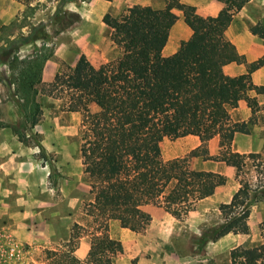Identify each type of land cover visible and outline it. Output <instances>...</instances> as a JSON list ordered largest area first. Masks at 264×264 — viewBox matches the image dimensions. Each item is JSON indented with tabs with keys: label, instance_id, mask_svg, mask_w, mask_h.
Instances as JSON below:
<instances>
[{
	"label": "trees",
	"instance_id": "obj_1",
	"mask_svg": "<svg viewBox=\"0 0 264 264\" xmlns=\"http://www.w3.org/2000/svg\"><path fill=\"white\" fill-rule=\"evenodd\" d=\"M217 15L203 18L191 5L168 0L164 9L128 8L119 19L108 22L112 37L121 39L120 57L101 70L85 61L78 74L59 71L44 83V91L56 98L67 96V110L80 118L82 172L94 194L86 205L90 221L74 223L68 239L58 248L41 251L42 264H113L116 242L107 232L117 221L132 232L140 229L142 207L152 205L182 218L203 199L211 196L227 177L219 172L191 168L188 157H206L208 141L218 137V161L244 168L252 161L254 183L241 180L228 203H221L222 221L200 234V244L216 241L228 233L248 234L250 206L264 201V161L259 153L231 150L236 132L247 133L246 123L232 122L229 109L237 107L245 90L264 93V84L254 86L245 74L227 78L222 67L245 64V58L223 35L233 15L249 0H221ZM181 11L191 30L185 44L168 56L162 55L170 28ZM250 32L264 40V25ZM45 57L37 55L12 75L15 94L31 125L39 117L35 100ZM264 64V54L246 63L251 73ZM95 103L96 111L89 105ZM251 111L256 102L247 101ZM193 135L200 144L188 156L163 160L155 145L164 138ZM257 160V161H256ZM89 237L84 259L75 255L80 238ZM264 244L230 250L231 264H263Z\"/></svg>",
	"mask_w": 264,
	"mask_h": 264
},
{
	"label": "rangeland",
	"instance_id": "obj_2",
	"mask_svg": "<svg viewBox=\"0 0 264 264\" xmlns=\"http://www.w3.org/2000/svg\"><path fill=\"white\" fill-rule=\"evenodd\" d=\"M126 12L127 4L121 0L105 5L92 0H0V138L4 139L0 148L16 155L15 160L23 166L19 171L22 181L11 178L7 182L9 193L0 204V264H42L44 248L60 247L74 223L90 221L86 205L94 194L82 172L81 115L67 110L66 95L56 98L47 94L44 83L51 82L59 71L78 74L85 61L101 70L105 63L120 57L121 41L112 37L108 22ZM247 12L264 25V0H255ZM182 24L181 16L170 28L168 47L178 37L185 39ZM79 39L82 46L76 45ZM37 55L46 59L41 83L36 85L39 119L31 125L11 80L18 62L24 65ZM46 63L49 81L42 77ZM89 108L97 110L95 103ZM256 119L254 114L250 117L249 127ZM195 143L192 137L164 138L155 145V152L163 160L186 157ZM259 154L264 161V152ZM188 163L191 168L215 170L218 152L188 157ZM251 164L248 160L244 168H235L236 175L230 179L233 190L241 180L255 182ZM219 205L215 198L199 202L182 218L145 205L137 232L110 221L107 232L116 242L113 264L214 263L207 253L209 241L204 245L199 242L205 229L222 221ZM248 222L252 231L249 229L239 248L264 244V201L250 206ZM81 244L85 245L84 254L79 256L76 250L75 255L84 259L89 237L80 238L78 248Z\"/></svg>",
	"mask_w": 264,
	"mask_h": 264
},
{
	"label": "crops",
	"instance_id": "obj_3",
	"mask_svg": "<svg viewBox=\"0 0 264 264\" xmlns=\"http://www.w3.org/2000/svg\"><path fill=\"white\" fill-rule=\"evenodd\" d=\"M101 1V4L112 3L113 0H92ZM124 4H127L128 8H139L144 10H157L164 9L168 5V0H121ZM255 0H249L238 12L233 15L231 23L227 27L224 32V39L231 42L237 52L242 54L245 58L246 63L253 62L257 60L264 54V40L260 39L257 35H253L250 32V27L255 25L260 18L257 16L250 15L247 11L249 7L254 3ZM180 3L191 5L195 9V13L202 16L203 18H212L217 15L219 10L223 7L224 3L221 0H179ZM70 5H75L74 2L69 3ZM118 9V8H117ZM117 9H114L117 12ZM172 12L175 13L178 18L181 17V11L176 8L172 9ZM126 14V13H125ZM183 20V19H182ZM184 31L186 32L185 39L181 40V37H178L175 40L174 44L171 47H168V42L170 39V35H168L167 42L162 49V55L168 56L172 53L176 52L185 44L187 39L191 35V30L184 24ZM120 39L119 37H116ZM121 41V39H120ZM77 46H82L83 41L81 39L76 41ZM120 56V55H119ZM245 63V64H246ZM245 64H236L230 63L222 67V73L227 77L231 78L240 74H245L247 78V82L251 83L254 86H261L264 84V64L256 69L255 71L248 73L246 71ZM48 64H45L43 70V80L49 81L48 79ZM249 99H254L256 102L255 108H257L254 113L247 105V101ZM230 119L232 122L237 123H246L247 133L236 132L233 136V140L231 142V150L241 153H263L264 152V93H256L254 90H245L242 93V98L239 100L237 107L229 109ZM256 116V121L249 127L248 121L252 115ZM185 137H192L196 139L195 147H197L200 142L198 137L193 135H188ZM182 138V137H180ZM184 138V137H183ZM4 140L0 138V141ZM208 153H216L218 152V137L214 136L211 138L208 143ZM15 156L9 152L8 149L0 148V204H4L3 199L7 196L8 192V181L13 178L17 183L22 181L21 177V168L22 164L15 160ZM219 172L227 177V182L225 185L218 186L215 188L214 193L201 200L206 201L208 199H217V201L221 203H228L233 195V193L237 190H233L230 187V179L231 181L236 175L235 168L225 165L223 162L219 161V165L217 169L213 170ZM21 177V178H20ZM19 184H17V187ZM239 187V185H238ZM237 187V188H238ZM250 231L252 228L247 220ZM247 234H232L228 233L223 237L217 239L216 241H209L208 243L211 246L207 249V253L211 258L214 259V263L212 264H231L230 263V250L232 248L240 246L242 239ZM85 245L81 244V246L77 249V253L79 252V256L84 254ZM81 252V253H80ZM264 264V257H263Z\"/></svg>",
	"mask_w": 264,
	"mask_h": 264
}]
</instances>
